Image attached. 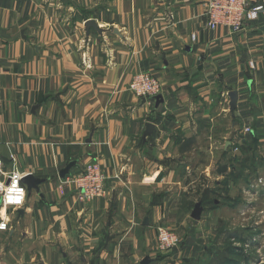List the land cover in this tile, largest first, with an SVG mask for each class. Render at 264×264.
Listing matches in <instances>:
<instances>
[{"label": "crops", "instance_id": "1", "mask_svg": "<svg viewBox=\"0 0 264 264\" xmlns=\"http://www.w3.org/2000/svg\"><path fill=\"white\" fill-rule=\"evenodd\" d=\"M249 3L259 17L231 34L208 0H0V182L38 180L1 211L0 264H212L205 238L224 251L228 229L209 191L238 212L264 190V0ZM139 72L160 99L129 90ZM92 161L106 195L81 203ZM160 226L181 245L160 252Z\"/></svg>", "mask_w": 264, "mask_h": 264}, {"label": "built area", "instance_id": "2", "mask_svg": "<svg viewBox=\"0 0 264 264\" xmlns=\"http://www.w3.org/2000/svg\"><path fill=\"white\" fill-rule=\"evenodd\" d=\"M255 12V17H251L250 13ZM208 26L211 29L217 27H226L231 34L239 33L243 30L246 20H256L259 17L257 8L250 7L249 0H208L207 6ZM129 90L140 98H154L161 94L162 85L160 80L148 72L136 73L129 85ZM250 132L251 128L245 129ZM2 161L0 159V173L2 172ZM17 176V186L23 189V197L19 204L6 203L7 192L13 183V176ZM24 174L17 169H13L7 174L5 182H0V223L5 227L0 231H7L9 221L1 216L2 209L20 208L27 201V188L23 183ZM106 174L98 161L88 163L85 170L78 174L71 182L75 185L78 195L77 198L81 203L91 202L106 195ZM264 184L263 180H260ZM158 242L157 247L160 252H168L177 248L181 239L175 231L160 226L157 228Z\"/></svg>", "mask_w": 264, "mask_h": 264}, {"label": "rangeland", "instance_id": "3", "mask_svg": "<svg viewBox=\"0 0 264 264\" xmlns=\"http://www.w3.org/2000/svg\"><path fill=\"white\" fill-rule=\"evenodd\" d=\"M2 165H3V161H2ZM2 170H3V166H2ZM252 182H253V185H256V186L262 185L260 184V181H257L255 178L252 180ZM237 187L235 188V190L233 189L232 191L236 193V191L238 192L239 190H241L244 187V185L240 183V185H238ZM254 187L255 186H253V188ZM240 193H242L241 196L244 197L245 193L242 190L240 191ZM252 195L255 196L253 200V205L251 206L243 205L241 206V208L239 207L241 211L234 212L232 207L230 206L228 207L227 205H225V201L227 200L226 197L223 198L220 196L221 199H219L215 203L214 199H216V195L214 194V192H212V190L209 191V196L207 199H209L210 202L207 205L215 209L217 213H220L221 220H222L221 222L228 229V233L226 237L227 242L226 244L224 243L223 246L221 245L224 248V251L222 248H220L217 253V252H214V250H212V248L217 250V243L211 239L205 238L206 242L205 244L202 245L204 247L201 248L203 253H201L200 261L207 260L208 263L212 262V264L213 263L219 264V262H217L218 258H219V261H222L223 259L227 257H232L234 259H237L239 261V264H264V190H263V187L257 186L256 193L252 192ZM8 209H6L7 213H9ZM205 217L201 219V221L202 220L203 221L200 224V227L203 230L205 229V231H207V233L211 235L210 232L215 231V227L218 226L219 223L217 222L214 224V222H211L209 220L206 221ZM3 218L9 220V218H5V217ZM236 234H241V237H237V238L229 237L228 238V236L236 235ZM157 242H158V238H157ZM229 246L235 248V251L240 252V254H236L234 252L232 254L226 253L225 249ZM192 260H196V259L194 258Z\"/></svg>", "mask_w": 264, "mask_h": 264}, {"label": "clouds", "instance_id": "4", "mask_svg": "<svg viewBox=\"0 0 264 264\" xmlns=\"http://www.w3.org/2000/svg\"><path fill=\"white\" fill-rule=\"evenodd\" d=\"M259 9H257L258 11ZM251 17H255V12L250 13ZM17 176H13V183L12 185L5 189V191L7 192V196H6V203H14V204H19L22 200L23 197V189L19 188L17 186ZM0 187H3V185H0ZM5 224L0 223V229L4 228Z\"/></svg>", "mask_w": 264, "mask_h": 264}, {"label": "water", "instance_id": "5", "mask_svg": "<svg viewBox=\"0 0 264 264\" xmlns=\"http://www.w3.org/2000/svg\"><path fill=\"white\" fill-rule=\"evenodd\" d=\"M86 26H87V29H90L91 26L96 27V24L93 20H89L86 22ZM156 98L160 99L161 94L156 96ZM149 126H151V125L149 124ZM22 181L27 186L28 189H30L32 186H35L38 182V180L34 179L31 175H25ZM199 213H200L199 210H195V212L193 214L194 217L198 218ZM150 260H151L150 257L147 256L142 260L141 264H148L150 262Z\"/></svg>", "mask_w": 264, "mask_h": 264}, {"label": "trees", "instance_id": "6", "mask_svg": "<svg viewBox=\"0 0 264 264\" xmlns=\"http://www.w3.org/2000/svg\"><path fill=\"white\" fill-rule=\"evenodd\" d=\"M229 237L237 238V237H241V234L231 235V236H228V238ZM226 242L227 241L225 240V244H226ZM181 243H182V241H181ZM181 243H180V245H181ZM174 249H176V248H174ZM225 252L228 254H232L233 252L236 254H240V252L235 251V248H233L231 246L227 247L225 249ZM228 256H230V255H228ZM219 264H239V261L237 259L232 258V257H227V258L223 259L222 261H219Z\"/></svg>", "mask_w": 264, "mask_h": 264}]
</instances>
